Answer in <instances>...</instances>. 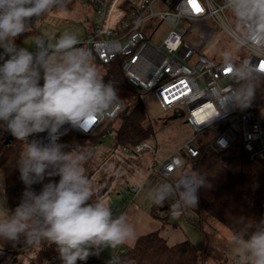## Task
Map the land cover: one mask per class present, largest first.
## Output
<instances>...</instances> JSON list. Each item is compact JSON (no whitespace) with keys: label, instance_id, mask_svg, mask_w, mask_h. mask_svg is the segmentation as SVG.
Instances as JSON below:
<instances>
[{"label":"clouds","instance_id":"clouds-1","mask_svg":"<svg viewBox=\"0 0 264 264\" xmlns=\"http://www.w3.org/2000/svg\"><path fill=\"white\" fill-rule=\"evenodd\" d=\"M70 2L0 0V129L26 144L17 161L24 191L18 205L0 215V241L55 245L62 264L86 262L101 247L115 248L135 234L126 214L114 217L111 206L94 195L85 175L88 154L79 148L66 151L67 146L59 142L66 126L80 129L83 121L107 115L119 98L117 88L105 82L90 50L78 47L80 41L70 31L55 43L36 41L35 52L15 43L32 31L31 18L45 17ZM224 3L233 16L252 24L253 43L257 37L264 41V0ZM241 67L242 71L234 68L241 79L264 75V70L250 63ZM231 95L225 106L247 108L254 89ZM45 132L47 142L28 139ZM181 180L182 204L195 207L203 178L193 172ZM37 184L39 191L33 188ZM142 187L138 185L137 191ZM151 198L162 204L168 197L159 193ZM232 243L244 264H264V219L247 238L234 234Z\"/></svg>","mask_w":264,"mask_h":264},{"label":"built area","instance_id":"built-area-1","mask_svg":"<svg viewBox=\"0 0 264 264\" xmlns=\"http://www.w3.org/2000/svg\"><path fill=\"white\" fill-rule=\"evenodd\" d=\"M85 2L95 8L98 21L78 47L90 50L100 72L119 61L131 87L155 101L163 112L184 113L194 132L178 151L163 158L151 141L124 147L125 153L150 154L155 159L152 172L167 181L184 167L182 152L197 158L199 145L206 142L220 153L240 143L250 162L264 163V99L259 105L253 101L242 110L225 106L232 93L243 89L239 83L245 82L246 88L253 89L256 82L264 84V75L260 73L241 79L234 72V68L242 71L241 66L249 63L264 70V41L257 37L253 43L250 22L233 16L224 0H196L202 9L198 13L189 0ZM223 38L235 43L238 49L231 52L220 48ZM219 48L221 54L227 55L217 58ZM259 94L264 97V89ZM126 108V102L119 97L107 115L83 121L80 129L66 126L59 142L69 132L107 139L113 123ZM10 136L0 129L4 141ZM28 139L47 142L48 134L37 133ZM25 148L24 142L21 154ZM138 192L137 186H132L126 194L134 196ZM105 251L103 247L98 249V256L102 258ZM109 252L108 263L119 264L126 248H110ZM41 264H51V260ZM233 264L240 261L234 259Z\"/></svg>","mask_w":264,"mask_h":264},{"label":"rangeland","instance_id":"rangeland-1","mask_svg":"<svg viewBox=\"0 0 264 264\" xmlns=\"http://www.w3.org/2000/svg\"><path fill=\"white\" fill-rule=\"evenodd\" d=\"M97 21L96 10L91 4L85 2V0H71L67 7L62 10L53 9L45 17L31 18L33 33L16 45L27 47L30 51L35 52L37 50L36 41L42 40L55 43V40L65 31L76 34L81 42ZM219 47L225 50L228 49L231 52L238 49V46L227 38L221 40ZM220 48L215 54L217 58L227 55L221 54ZM0 52H3V50L0 49ZM100 73L102 75L103 71ZM239 87L245 89L247 83H239ZM262 89H264V84L256 82L254 97L251 102L254 101L253 103L257 105L262 102L264 97L259 94ZM146 103L150 123L156 131L151 142L160 147L162 156L176 151L185 142L192 139L194 132L191 126L186 123L185 117L172 120V112H163L158 104L150 98H147ZM237 108L242 110L239 107ZM119 127L120 120H117L113 123V130L109 133L107 139H102L99 144L90 141L80 148L89 157L84 168L94 195L111 206L114 217L120 213L126 214L129 223L134 227V236L117 247H131L139 236L160 230L161 235L170 246L189 240L200 247L203 251L204 264H233V256L237 253L236 245L232 243L233 233L227 227L205 215L204 223L198 221L195 224L191 217L194 216L196 206L187 207L185 213L171 218L172 223L179 225L176 228L172 224L168 225V218L172 209L168 213H165L164 209L158 211V219L151 217L152 204L148 207V197L151 193L149 187L143 192V195L139 196V199L137 197L132 202L134 196L126 194L128 189L134 184L142 185L151 173L155 159L150 155L138 156L125 153L123 147L117 145L116 134ZM222 156L225 158L227 167L232 171H239L241 164L247 162L242 157L240 143L235 144ZM261 164L259 161L251 162L250 167L258 169L262 166ZM189 169L192 172L190 167ZM176 183L173 182V185L178 187L179 185ZM6 213L3 180L0 174V215ZM202 234L204 235V244L201 240ZM48 246L50 245L46 243L28 246L23 240L16 244L0 241V264H30L38 252ZM110 248H106V251L102 254V259L105 262H108L111 257ZM239 256L240 264H244L242 255Z\"/></svg>","mask_w":264,"mask_h":264},{"label":"trees","instance_id":"trees-1","mask_svg":"<svg viewBox=\"0 0 264 264\" xmlns=\"http://www.w3.org/2000/svg\"><path fill=\"white\" fill-rule=\"evenodd\" d=\"M32 33L33 30L22 34L15 43H21ZM102 76L105 82L113 83L117 88L118 96L126 102V107L129 109L126 114L120 115V127L116 134L117 145L124 148L144 141H152L156 131L149 120L147 97L129 85L119 61L105 66ZM90 141L99 144L102 138L69 132L60 142L67 146L66 151H71L74 148H82ZM23 146L24 142L14 137L10 143L0 138V174L7 212L18 205L24 191L17 170V161ZM199 150L200 156L197 158H191L182 152L184 164L189 166L192 172H198L204 180L203 186L198 190L196 205L198 214H201L202 218H205V215L222 224L233 235L238 234L247 238L258 226V222L264 219V163L260 168L252 169L248 157L242 153V157L247 162L241 164L239 171H232L227 167L223 153L216 151L210 142L200 144ZM54 179L58 181L59 177ZM33 188L39 191L41 185H33ZM162 209L165 213L172 209L168 199L162 204L154 203L151 207V216L158 219L157 212ZM53 256L56 259H53ZM47 259L51 260V264H62L55 245L41 249L30 264H41ZM91 263L109 264L98 254L89 256L86 262H77V264ZM119 264H204V260L202 249L191 241L186 240L170 246L160 230H157L139 236L133 246L126 248Z\"/></svg>","mask_w":264,"mask_h":264},{"label":"crops","instance_id":"crops-1","mask_svg":"<svg viewBox=\"0 0 264 264\" xmlns=\"http://www.w3.org/2000/svg\"><path fill=\"white\" fill-rule=\"evenodd\" d=\"M156 146L158 147L160 158L169 156L170 154L178 151L181 148L180 147L176 151H174L172 153H168V154L162 156L161 155V151H160V147L158 145H156ZM145 155H150V154H145ZM154 164H155V161H154ZM152 168H151V173L149 174V176L142 183V186H143L142 189L137 194L134 195L133 202H134V199H136L137 197L139 199V196L141 194L143 195V192L148 187H149V190H151L150 196L148 197V200H149L148 201V207H150V204L153 205L155 203L154 200L151 198L152 196L157 195L159 193H164L168 197L167 199H168L169 203L172 204V211H171L170 216L168 218V225H171L172 224L174 227H176V226L179 227V225L177 223H172V219L171 218L174 217V216H176V215L179 216L182 213H185L186 212V209H187V206H184L182 204V199H181L182 198V195H183V193L181 191V187H180L181 182H182L181 178L184 177V176H186V175L193 174V173L190 172L189 167L186 166V164H184V167L182 169L178 170L173 175V177H172L171 180H168L167 181V180L162 179L156 173L152 172ZM173 182H179V186L178 187H175L173 185ZM133 186H138V185L137 184H134ZM191 218L195 222V224H197L198 221L200 223H204L205 222V220H204L205 218H202L201 214H198L196 208L194 209V216L191 217ZM233 239L234 238H232V241H233ZM201 240H202V242L204 244V235L203 234L201 236ZM239 257L240 256H238V254L236 253V255L233 256V261H234V259H238L239 260Z\"/></svg>","mask_w":264,"mask_h":264},{"label":"water","instance_id":"water-1","mask_svg":"<svg viewBox=\"0 0 264 264\" xmlns=\"http://www.w3.org/2000/svg\"><path fill=\"white\" fill-rule=\"evenodd\" d=\"M128 108H126L125 110H124V112H123V114H126L127 112H128ZM184 113H181V114H175V115H173L172 117H171V119L172 120H174V119H180V118H183L184 117ZM12 135L8 138V140L6 141V143H10V141H11V139H12Z\"/></svg>","mask_w":264,"mask_h":264},{"label":"snow or ice","instance_id":"snow-or-ice-1","mask_svg":"<svg viewBox=\"0 0 264 264\" xmlns=\"http://www.w3.org/2000/svg\"><path fill=\"white\" fill-rule=\"evenodd\" d=\"M189 3L191 4L193 10L195 12H200L202 9L199 7L198 3L196 2V0H189Z\"/></svg>","mask_w":264,"mask_h":264}]
</instances>
